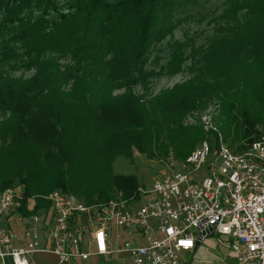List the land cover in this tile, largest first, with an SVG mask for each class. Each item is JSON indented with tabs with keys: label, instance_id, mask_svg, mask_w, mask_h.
Masks as SVG:
<instances>
[{
	"label": "trees",
	"instance_id": "obj_1",
	"mask_svg": "<svg viewBox=\"0 0 264 264\" xmlns=\"http://www.w3.org/2000/svg\"><path fill=\"white\" fill-rule=\"evenodd\" d=\"M173 6L174 0H66L63 5L59 0H0V65L22 56L19 67L34 70L28 80H10L0 71V110L10 112L0 122V168L7 165L4 158L8 164L26 162L29 169L41 161L56 167L67 155L65 147L79 149L80 144L98 147V155L114 157L135 145L150 156L157 149L184 160L198 134L180 126L181 115L210 97L223 104L222 131L228 135L230 124L238 123L246 150L264 133V0H227V21L236 22L243 12L244 22L208 47L189 81L147 104L129 99L122 106L113 95L115 89L152 76L143 62L152 45L172 32ZM50 13L57 17L50 19ZM181 47L172 51L169 73L181 69ZM66 57L71 64L61 71L57 59ZM131 122L140 129L123 126ZM165 131L176 134L169 136L177 143H165ZM6 173L0 174V190L19 177ZM135 182L115 177L124 197L135 193ZM32 183L24 187L20 212L25 216L48 207L39 196L50 192L39 193ZM59 184L54 185L65 190ZM31 198L35 204L28 210Z\"/></svg>",
	"mask_w": 264,
	"mask_h": 264
},
{
	"label": "built area",
	"instance_id": "obj_2",
	"mask_svg": "<svg viewBox=\"0 0 264 264\" xmlns=\"http://www.w3.org/2000/svg\"><path fill=\"white\" fill-rule=\"evenodd\" d=\"M184 168L155 180L139 205L126 199L85 205L52 191L39 196L48 207L25 216L24 186L0 190V264H29L36 252H51L60 264L114 254L131 264H182L180 253L212 234L235 242V264H264V134L233 153L217 133L215 146L203 141ZM34 204L29 199L26 209ZM13 216L19 234L7 224Z\"/></svg>",
	"mask_w": 264,
	"mask_h": 264
},
{
	"label": "rangeland",
	"instance_id": "obj_3",
	"mask_svg": "<svg viewBox=\"0 0 264 264\" xmlns=\"http://www.w3.org/2000/svg\"><path fill=\"white\" fill-rule=\"evenodd\" d=\"M65 2L66 0H59L61 5ZM226 9L227 0H174L169 21L170 25L173 26V30L162 41L152 45L143 62V70L152 71V76L146 80L139 79L128 88L123 87L113 91L116 98H121L118 101L122 106L129 103V99L147 104L166 93V91H171L175 86H179L196 76L194 70L201 62L202 56L208 47L217 39L229 34L237 26V23L243 24L244 22L243 12L238 15L236 22L227 21L224 17ZM48 17L55 19L57 16L50 13ZM177 44L182 46L184 61L179 72L169 73L166 67ZM21 52L19 50V53ZM52 56L57 57L56 55ZM57 60L61 71L64 69V65L71 64L69 57ZM23 61L24 57L21 56L18 61L2 64L0 65V71L10 80H28L34 75V70L19 67ZM68 88L69 85L63 89L66 91ZM223 109V104L217 98L210 97L197 102L193 109L181 115L180 126L198 134L194 150L198 149L203 141H207L214 147L215 136L220 133L224 145L233 153H243L245 151L242 145L246 143H243L241 139L242 129L238 123L234 121L230 124L228 135L222 131L221 122L225 119ZM121 115L128 114L122 113ZM8 118H10V112L0 110V122ZM123 126L140 129L138 124H132V122L130 125ZM119 130L124 129L119 127ZM125 130L131 131L132 129ZM163 135L165 143L176 142L175 136L171 138L169 136L176 134L165 131ZM7 143H10V141L8 140ZM95 143L98 145V141ZM30 146L31 144H28L27 147ZM97 148H85L80 144L79 149H76L73 145H69L64 149L67 154L66 157H61L63 163H59L60 166L56 165V167H52L48 162L41 161L36 163L32 169H29L26 162L8 164L7 159L4 158L7 165L2 169L0 168L3 172L0 174L4 177L8 176L6 172L18 174L19 177H16L12 186L25 187L27 185L32 187L33 181L34 186L39 189V193L60 191L76 197L85 205L123 199L128 200L131 204L139 205L143 202L142 200L149 196L148 191L155 180L185 169V163L189 157L179 160L173 156L172 152L165 155L157 149L153 150V155L150 156L148 153L140 151L135 145L131 147V152L113 157L98 155L95 150ZM28 149H25L24 155L29 153ZM32 150L35 153H42L37 148ZM55 150L57 149H53V151ZM69 159L72 160L68 161ZM30 160L32 158L27 159V161ZM116 176L134 178L136 191L132 196L124 197L121 192H118L115 185ZM25 177L28 181H25V184L21 183L20 178ZM57 182L60 183L59 185H65V190L56 187L54 184ZM211 238L212 242L219 247L220 243H223L220 240L221 237L211 236ZM124 239L129 240L126 235ZM137 243L142 244V241L138 240Z\"/></svg>",
	"mask_w": 264,
	"mask_h": 264
},
{
	"label": "crops",
	"instance_id": "obj_4",
	"mask_svg": "<svg viewBox=\"0 0 264 264\" xmlns=\"http://www.w3.org/2000/svg\"><path fill=\"white\" fill-rule=\"evenodd\" d=\"M8 226L19 234L20 224L16 216L10 217L7 221ZM211 236L206 237L202 242L195 246L191 252H182L179 258L182 264H235L234 246L235 242L226 244L220 243V247L212 242ZM219 238L218 236H216ZM42 247H50L48 242L40 240ZM6 264H11L7 259ZM29 264H60L58 257L51 252H36L29 258ZM68 264H131L130 260L123 255L114 254L112 256L91 257L88 262H70Z\"/></svg>",
	"mask_w": 264,
	"mask_h": 264
},
{
	"label": "water",
	"instance_id": "obj_5",
	"mask_svg": "<svg viewBox=\"0 0 264 264\" xmlns=\"http://www.w3.org/2000/svg\"><path fill=\"white\" fill-rule=\"evenodd\" d=\"M198 244H199V241L196 242V245H198Z\"/></svg>",
	"mask_w": 264,
	"mask_h": 264
}]
</instances>
